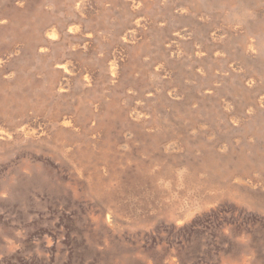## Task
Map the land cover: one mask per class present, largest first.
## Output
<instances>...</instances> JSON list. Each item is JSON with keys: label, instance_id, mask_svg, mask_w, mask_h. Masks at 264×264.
Instances as JSON below:
<instances>
[{"label": "rangeland", "instance_id": "1", "mask_svg": "<svg viewBox=\"0 0 264 264\" xmlns=\"http://www.w3.org/2000/svg\"><path fill=\"white\" fill-rule=\"evenodd\" d=\"M261 125L264 0H0V264H264Z\"/></svg>", "mask_w": 264, "mask_h": 264}, {"label": "bare ground", "instance_id": "2", "mask_svg": "<svg viewBox=\"0 0 264 264\" xmlns=\"http://www.w3.org/2000/svg\"><path fill=\"white\" fill-rule=\"evenodd\" d=\"M72 30V29H71ZM47 35V34H46ZM51 36V35H50ZM60 83H62V82H60ZM60 86V85H59ZM127 90V89H126ZM261 103V102H260ZM132 110V109H131ZM130 110V111H131ZM129 111V112H130ZM136 111V110H135ZM135 111H132V113L135 115ZM133 115V116H134ZM230 119V118H229ZM62 120V119H61ZM234 121V120H233ZM61 124L62 125H64V126H67V125H69L70 124V122H69V120H66V119H63L62 121H61ZM197 125H199V124H197ZM202 126V125H201ZM205 126V125H204ZM261 127H264V125H261ZM90 134V133H89ZM210 137V136H209ZM209 137H207V138H209ZM132 138V137H131ZM123 146V145H122ZM106 148V147H105ZM171 148H172V146H171V144L170 143H165L163 146H162V150L164 151V152H168V151H170L171 150ZM222 148V147H221ZM220 148V149H221ZM216 160H217V158L216 157H212L211 158V161L212 162H216ZM107 168V167H106ZM168 182V181H167ZM236 183V182H235ZM241 183V182H240ZM107 217V220L108 221H110V216H106ZM106 221V220H105ZM113 222V221H112ZM107 223H110V222H107ZM111 225V224H110ZM113 226H114V223H113Z\"/></svg>", "mask_w": 264, "mask_h": 264}]
</instances>
